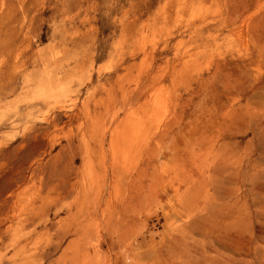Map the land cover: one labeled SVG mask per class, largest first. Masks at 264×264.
<instances>
[{"label": "rangeland", "instance_id": "obj_1", "mask_svg": "<svg viewBox=\"0 0 264 264\" xmlns=\"http://www.w3.org/2000/svg\"><path fill=\"white\" fill-rule=\"evenodd\" d=\"M0 264H264V0H0Z\"/></svg>", "mask_w": 264, "mask_h": 264}]
</instances>
